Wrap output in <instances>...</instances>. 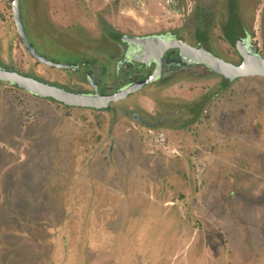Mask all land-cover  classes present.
Instances as JSON below:
<instances>
[{"label":"flooded vegetation","instance_id":"1","mask_svg":"<svg viewBox=\"0 0 264 264\" xmlns=\"http://www.w3.org/2000/svg\"><path fill=\"white\" fill-rule=\"evenodd\" d=\"M120 2L18 0L24 33L36 53L53 63L49 64L24 43L13 0H0V69L89 96L114 95L140 85L138 90L110 100L105 107L92 108L39 96L8 80L0 79V86L64 110L104 114L106 132L91 151L86 164L91 169L92 160L104 153L116 170V126L127 120L128 143L133 138L142 143L145 161L138 162L141 188L125 182L119 198L127 197L128 203L146 198L179 227L173 245L158 264H233L226 220L209 207L210 187L215 179L233 180L237 170L242 186L253 176L252 150L264 152V75L230 79L209 65L206 53L233 65L242 64L246 56L264 61V0H177L175 6L183 11L182 17L156 25L123 21L116 9ZM45 40L62 48L69 46L75 58L69 62L50 59L36 47ZM160 133L163 138L158 140ZM180 159L186 174L181 173ZM16 163H7L3 170ZM131 165L128 179L133 180ZM154 175L160 180L157 185ZM93 178L89 177V198L95 200L100 194ZM258 178L261 183L252 191L256 197L264 195V177ZM186 180L194 187L203 185L204 193H192L196 197L190 196L182 208L169 185L177 187ZM232 195L228 196L230 206ZM201 197L204 215L196 204ZM187 218L205 219L211 240H197L196 231L182 224Z\"/></svg>","mask_w":264,"mask_h":264},{"label":"rangeland","instance_id":"2","mask_svg":"<svg viewBox=\"0 0 264 264\" xmlns=\"http://www.w3.org/2000/svg\"><path fill=\"white\" fill-rule=\"evenodd\" d=\"M120 1L118 17L141 25L165 23L183 13L175 6L177 0ZM36 47L52 60L75 58L69 46L45 40ZM106 127L102 113L64 110L0 86V264H158L166 256L177 223L146 198L130 203L127 197L119 198L126 183L141 188L138 162L145 161L142 143L134 138L128 143L127 120L116 126V170L104 153L92 160V169L86 165ZM251 155L255 169L246 185L239 184L237 170L233 180L215 179L210 187L209 207L226 220L233 264L264 263V195L252 194L261 183L258 177H264V152L254 149ZM129 162L133 180L128 179ZM180 163L181 173L186 174L184 160ZM214 174L220 175L216 170ZM91 176L100 194L95 200L87 196L92 192ZM153 177L157 185L160 180ZM169 188L179 196L182 208L190 196L204 193L203 185L194 187L187 180ZM229 194H233L232 206ZM199 199L196 204L204 215L205 202ZM182 224L196 231L197 240L213 237L205 219L187 218Z\"/></svg>","mask_w":264,"mask_h":264},{"label":"water","instance_id":"3","mask_svg":"<svg viewBox=\"0 0 264 264\" xmlns=\"http://www.w3.org/2000/svg\"><path fill=\"white\" fill-rule=\"evenodd\" d=\"M13 8L16 19L17 27L22 35L24 43L28 47L29 51L34 54L38 59L53 64L50 60L43 57L42 55L36 53L33 46L29 43L22 24V19L20 15L18 0H13ZM252 58L246 56L245 61L240 65H233L221 58L214 56L213 54L207 52L206 60L209 65L216 71L224 74L230 79L252 75V74H263L264 75V61L256 56H251ZM56 66H63L62 64H55ZM0 79L8 80L12 83L18 84L24 89L43 97H52L58 101L64 102L68 105L82 106V107H92V108H101L107 106L110 100H120L125 98L128 93L138 90L140 85L136 87H125L114 95H83L74 92H70L62 87L57 85L49 84L37 80L32 77L24 76L14 70L0 69Z\"/></svg>","mask_w":264,"mask_h":264},{"label":"built area","instance_id":"4","mask_svg":"<svg viewBox=\"0 0 264 264\" xmlns=\"http://www.w3.org/2000/svg\"><path fill=\"white\" fill-rule=\"evenodd\" d=\"M162 138H163V134L160 133V134L157 136V139H158V140H161Z\"/></svg>","mask_w":264,"mask_h":264},{"label":"crops","instance_id":"5","mask_svg":"<svg viewBox=\"0 0 264 264\" xmlns=\"http://www.w3.org/2000/svg\"><path fill=\"white\" fill-rule=\"evenodd\" d=\"M87 196H88V198H89L90 195H87ZM87 200H88V199H87ZM66 264H67V263H66Z\"/></svg>","mask_w":264,"mask_h":264}]
</instances>
